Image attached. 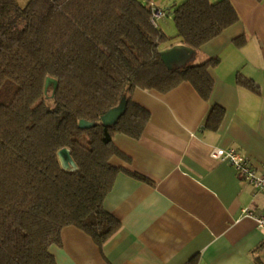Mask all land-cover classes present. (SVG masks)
<instances>
[{"label":"trees","instance_id":"obj_1","mask_svg":"<svg viewBox=\"0 0 264 264\" xmlns=\"http://www.w3.org/2000/svg\"><path fill=\"white\" fill-rule=\"evenodd\" d=\"M150 3L0 0V264H56L51 247L61 245L66 226L100 247L119 231L121 222L106 207L123 171L111 159L126 158L114 139L119 133L139 139L151 117L133 99L137 88L166 93L188 82L209 100L215 84L209 69L220 58L168 69L161 52L170 38L152 22ZM174 20L180 41L199 52L240 15L232 0H186ZM235 41L243 45L245 37ZM48 77L58 84L46 91ZM237 84L261 92L242 74ZM124 96L117 123L104 124L102 115ZM223 115L213 108V128ZM64 148L75 168L63 167ZM255 259L264 264L256 252Z\"/></svg>","mask_w":264,"mask_h":264},{"label":"crops","instance_id":"obj_2","mask_svg":"<svg viewBox=\"0 0 264 264\" xmlns=\"http://www.w3.org/2000/svg\"><path fill=\"white\" fill-rule=\"evenodd\" d=\"M232 1L240 20L195 59L220 58L209 69L215 82L209 100L188 82L166 93L135 90L133 99L151 117L139 139L121 133L114 139L126 158L111 159L123 171L106 207L121 228L100 247L83 230L64 227L61 245L51 247L56 264H188L193 258L197 264H257L255 252L264 249V229L256 222L264 190L210 154L216 146L237 148L264 175V0ZM241 36L243 45L235 41ZM177 44H183L179 38L165 49ZM238 74L261 92L237 84ZM216 106L224 115L213 128L209 116Z\"/></svg>","mask_w":264,"mask_h":264},{"label":"water","instance_id":"obj_3","mask_svg":"<svg viewBox=\"0 0 264 264\" xmlns=\"http://www.w3.org/2000/svg\"><path fill=\"white\" fill-rule=\"evenodd\" d=\"M162 59L168 69L185 68L190 62L195 61L197 57V51L185 44H177L162 50ZM54 84L56 88L58 81L52 77H48L46 80V91L50 84ZM127 98L124 96L118 106L110 109L104 115H102V122L106 125H114L117 123L120 116L125 110ZM80 125H86L82 120ZM89 124L88 126H91ZM60 161L65 169H72L76 167V164L71 156L70 150L67 148L62 149L59 152ZM259 258L264 263V249L259 253Z\"/></svg>","mask_w":264,"mask_h":264},{"label":"built area","instance_id":"obj_4","mask_svg":"<svg viewBox=\"0 0 264 264\" xmlns=\"http://www.w3.org/2000/svg\"><path fill=\"white\" fill-rule=\"evenodd\" d=\"M151 20L157 25V20L165 16L167 11L160 5L151 1ZM212 158L220 160L222 162L230 163L236 171L241 175L244 181H247L257 188L264 190V175L258 174L254 167L251 165V159L246 154L234 147H220L216 146L212 148L210 152ZM244 212L248 215H252L249 208H245ZM256 222L258 227L264 229V211L262 214L256 216Z\"/></svg>","mask_w":264,"mask_h":264},{"label":"rangeland","instance_id":"obj_5","mask_svg":"<svg viewBox=\"0 0 264 264\" xmlns=\"http://www.w3.org/2000/svg\"><path fill=\"white\" fill-rule=\"evenodd\" d=\"M17 1H19L22 5H25L28 3L29 0H17ZM148 1L149 0H143V2H148ZM151 1L153 2L155 1L156 4H159L163 8L168 9V13H166L165 16L157 20V26L159 30H161L170 38L169 43H171L172 41H174V39L179 38L176 23L174 20V10L176 9L177 6H179L186 0H151ZM212 1H218V0H212Z\"/></svg>","mask_w":264,"mask_h":264}]
</instances>
